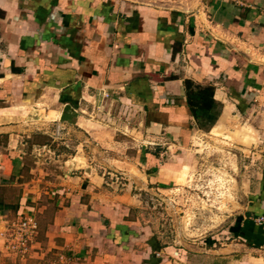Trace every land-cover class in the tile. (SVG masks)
Returning a JSON list of instances; mask_svg holds the SVG:
<instances>
[{
    "label": "crops",
    "instance_id": "1",
    "mask_svg": "<svg viewBox=\"0 0 264 264\" xmlns=\"http://www.w3.org/2000/svg\"><path fill=\"white\" fill-rule=\"evenodd\" d=\"M188 86L212 89L208 129ZM114 107L149 146L115 139ZM233 123L264 137V0H0V264H264V171L222 232L231 241L198 253L134 214V190L171 180L195 132ZM24 215L38 233L18 257L6 236Z\"/></svg>",
    "mask_w": 264,
    "mask_h": 264
},
{
    "label": "rangeland",
    "instance_id": "2",
    "mask_svg": "<svg viewBox=\"0 0 264 264\" xmlns=\"http://www.w3.org/2000/svg\"><path fill=\"white\" fill-rule=\"evenodd\" d=\"M119 111L114 107L111 114L114 123L110 126H116L115 139L120 143L137 139L140 145L149 146L141 130L143 122L140 129L137 118L122 111L118 119ZM236 125L231 124L225 131L219 127L195 132L184 153V166L171 180L162 178L147 183L144 189L134 190L139 199L134 214L164 245L188 250L191 255L199 249H210L212 244L231 241L232 238L222 232L234 225V217L240 213L247 179L264 171V137L251 129L246 130V135L242 131L244 126ZM131 130H136L139 137ZM130 150L136 154L137 149ZM51 151H44V156L54 159V150ZM113 173L118 175H112L114 180L124 181L118 172ZM189 261L202 264L193 258Z\"/></svg>",
    "mask_w": 264,
    "mask_h": 264
},
{
    "label": "built area",
    "instance_id": "3",
    "mask_svg": "<svg viewBox=\"0 0 264 264\" xmlns=\"http://www.w3.org/2000/svg\"><path fill=\"white\" fill-rule=\"evenodd\" d=\"M107 96V93L105 94ZM60 133L57 128L56 136ZM260 224H264V215L256 218ZM37 223L31 216H21L11 223L6 236V249L15 256L25 257L30 255L34 250V244L37 237ZM48 264H74L72 259L64 255H59L57 259L52 260Z\"/></svg>",
    "mask_w": 264,
    "mask_h": 264
},
{
    "label": "trees",
    "instance_id": "4",
    "mask_svg": "<svg viewBox=\"0 0 264 264\" xmlns=\"http://www.w3.org/2000/svg\"><path fill=\"white\" fill-rule=\"evenodd\" d=\"M189 85V84H188ZM186 101L199 128L208 129L218 115V105L212 99V89L201 90L200 88L187 87ZM214 108V110H213Z\"/></svg>",
    "mask_w": 264,
    "mask_h": 264
}]
</instances>
